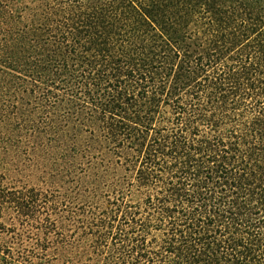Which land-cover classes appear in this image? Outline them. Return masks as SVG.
<instances>
[{
  "label": "trees",
  "instance_id": "trees-1",
  "mask_svg": "<svg viewBox=\"0 0 264 264\" xmlns=\"http://www.w3.org/2000/svg\"><path fill=\"white\" fill-rule=\"evenodd\" d=\"M0 264H264V0H0Z\"/></svg>",
  "mask_w": 264,
  "mask_h": 264
}]
</instances>
